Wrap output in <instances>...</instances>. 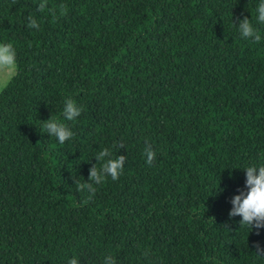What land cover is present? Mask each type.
Listing matches in <instances>:
<instances>
[{"label":"trees","instance_id":"16d2710c","mask_svg":"<svg viewBox=\"0 0 264 264\" xmlns=\"http://www.w3.org/2000/svg\"><path fill=\"white\" fill-rule=\"evenodd\" d=\"M41 2L0 0L19 66L0 91V264H264V228L228 217L243 170L264 165L260 0ZM50 117L74 137L47 135ZM105 148L121 176L78 191Z\"/></svg>","mask_w":264,"mask_h":264},{"label":"clouds","instance_id":"9594fccd","mask_svg":"<svg viewBox=\"0 0 264 264\" xmlns=\"http://www.w3.org/2000/svg\"><path fill=\"white\" fill-rule=\"evenodd\" d=\"M47 0H43L38 5V11L45 9ZM60 10L66 14V6L60 5ZM257 22L264 24V0H260L256 8ZM29 29H37L38 23L32 17L27 18ZM233 26H236L233 24ZM238 30L243 39L252 40L254 43H259L261 36L259 31L253 26L252 22L248 18L238 20ZM16 50L11 43H0V90L6 88L9 83L18 74L19 66L16 60ZM63 117L67 121H74L78 118L82 112V108L78 107L74 100L66 99L64 101ZM45 129V132L49 136H53L60 144L71 140L74 137L72 130L63 122H60L52 117L48 120L41 122ZM123 147V145H120ZM144 154L146 155V163L151 165L155 159V153L151 150V146L145 141ZM107 157V159H105ZM98 162H102L98 168L94 165L90 169L89 183H77V190H87L91 194H95L96 188L93 186L101 185L106 181L107 177H110L113 181L119 179L122 174L123 166L126 160L125 156H117L112 158V153L109 149L105 148L98 152L95 158ZM243 172L245 173L244 189H237L238 195L231 198V211L228 213L229 220L231 218L239 216V227L248 229V234L253 230H256V234H259V230L264 228V165L247 166ZM219 191H221L219 189ZM218 191V192H219ZM91 199V195L88 200ZM87 202V201H85ZM255 254L259 257H264V248H261L259 244L254 245ZM68 264H78V260L73 257L68 260ZM104 264H116L113 257L108 256L105 258Z\"/></svg>","mask_w":264,"mask_h":264},{"label":"rangeland","instance_id":"374dc122","mask_svg":"<svg viewBox=\"0 0 264 264\" xmlns=\"http://www.w3.org/2000/svg\"><path fill=\"white\" fill-rule=\"evenodd\" d=\"M1 91V90H0Z\"/></svg>","mask_w":264,"mask_h":264}]
</instances>
